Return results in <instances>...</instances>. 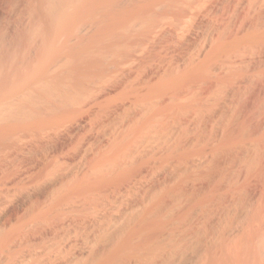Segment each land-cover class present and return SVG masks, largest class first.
<instances>
[{"label":"bare ground","instance_id":"1","mask_svg":"<svg viewBox=\"0 0 264 264\" xmlns=\"http://www.w3.org/2000/svg\"><path fill=\"white\" fill-rule=\"evenodd\" d=\"M196 2L200 1L0 0V172L27 152L29 156L38 144L40 149L47 144V149L49 144L55 149L63 142L57 125L68 116L72 97L66 77L72 61L81 59L89 68L100 62L103 70L92 67L90 76L103 79L106 68L118 67L112 66L120 62L116 55L125 56L122 49L130 44L148 40L152 47L142 44L164 52L175 42L179 54L174 53L189 57L187 62L172 54L188 66L182 70L180 64H171L179 62L176 58L169 59L175 66L171 71L167 64L172 57L166 50L168 63L163 64L169 69L160 68L162 63L158 67L172 72L173 78L165 83L170 92L156 98L158 93L150 89L138 97L140 109L128 124L134 127L129 141L122 139V154L116 150L109 155L113 159L104 158L108 165L104 160L95 163L107 168L92 167L93 172L88 170L94 177L87 172L78 182L74 175L77 183L71 179L75 185L68 181L72 185L67 187L63 182L65 191L59 186L55 191L61 194L52 199L48 194L49 204L28 199L29 212H16L27 216L28 225L44 226L36 230L25 224L29 229L22 228L16 238L0 235V264H264V0H205L204 8ZM190 15L197 22L186 42L182 40L187 35L181 39L173 25ZM146 16L151 24L138 19ZM168 17L179 23L166 22ZM130 18L135 25L131 22L129 27ZM116 22L127 32L113 33L121 39L114 48L122 49L115 51L111 34ZM205 25L209 33L204 36ZM173 33L186 43L176 48L180 41L171 39ZM191 40L196 48V41L201 46L197 50L193 45L197 51L190 54L191 47L182 48ZM101 53L104 58L109 54L110 60L100 61ZM132 70L124 71L133 77L138 72L128 74ZM124 71L120 76L127 77ZM96 95L87 99L89 109L100 97ZM54 127L58 132L52 134ZM102 169L106 171L100 173ZM31 227L34 230L28 232Z\"/></svg>","mask_w":264,"mask_h":264},{"label":"rangeland","instance_id":"2","mask_svg":"<svg viewBox=\"0 0 264 264\" xmlns=\"http://www.w3.org/2000/svg\"><path fill=\"white\" fill-rule=\"evenodd\" d=\"M195 1V0H194ZM197 1H200L201 2V5H202V1H205V0H197ZM206 1H208L209 3L211 2V0H206ZM199 2V3H200ZM196 3H198V2H196ZM198 3V4H199ZM204 4H205V2H204ZM206 4H208V3H206ZM203 6V5H202ZM205 6V5H204ZM204 6H203V8H204ZM2 10L0 9V12H1ZM193 15V14H192ZM192 15H190V16H188V17H185L184 18V20L183 21H181L182 23H180L179 25L176 23V22H178L177 20H175V18L174 17H168L167 19H165L166 20V22L168 21H170L171 23H176L177 25H173V27L174 26H177V28H178V26H179V29H177V28H174V29H176L177 31H179L178 32V34H180L179 36H180V38L181 39H183L184 38V35L186 36V38H184L182 41H186V39L187 38H190V34H191V32H192V30L194 29V27L196 26V22H197V17H194V16H192ZM147 17V18H146ZM146 17H140V18H138V17H132V19L133 20H135L136 22L138 21V20H136V18H138V19H140V21H142L144 18L145 19H147L148 21H149V23L150 22H153V20H152V18H149L150 16H146ZM151 17H153V16H151ZM143 18V19H142ZM131 19V18H130ZM129 20L128 19V22H129V24H128V26L130 27V23L131 22H133V20ZM153 19H156L157 20V17L155 16V17H153ZM146 20V21H147ZM152 20V21H151ZM148 21L146 22L147 24H146V26L145 27H148L147 25H148ZM143 22H144V20H143ZM143 22H137L138 24L139 23H143ZM136 23V25H138ZM179 23V22H178ZM135 25V23L133 22L132 23V25ZM151 24V23H150ZM149 24V25H150ZM182 24V25H181ZM117 27H116V26ZM120 25H122V23L121 24H119V22L117 23L116 22V24H114L113 25V27H115V28H117V29H115V31L116 32H114V31H112V34H111V37L113 38V43H114V45H112V47L114 48V46L118 43L119 45H120V43H119V41L121 40V39H119V36H118V41L116 40V36L117 35H121V31H122V35H123V33H125V31L127 32V30L125 29V30H123L124 29V25L123 26H120ZM131 25V26H132ZM142 25H145V24H142ZM181 25V26H180ZM139 27H141V25L139 26ZM181 27V28H180ZM120 29H121V31H120ZM143 29H145V28H142V29H139L138 28V30H143ZM112 30H114V28L112 29ZM119 31V32H118ZM201 31H202V33H203V35L205 36V35H207L208 33H209V27L208 26H203L202 27V29H201ZM118 32V33H117ZM113 33H116L117 35H114ZM128 33H130V32H128ZM177 33V32H176ZM176 33H175V36H174V33H173V37L171 38V39H174V41H176V43H177V41L179 40L180 41V38L179 37H176ZM177 34V35H178ZM112 35H114V36H112ZM121 35V36H122ZM182 35V36H181ZM120 36V37H121ZM116 37V38H115ZM202 38L203 37H201L200 39H199V41L200 40H202ZM170 39V40H171ZM204 39V38H203ZM112 40V39H111ZM114 40H116L117 42H115ZM169 40V41H170ZM148 41V40H147ZM147 41H144V42H138V43H135V44H130V46H129V48H133L134 49V47L135 48H137V50L136 49H134V51H133V49H132V51H129L130 49L128 48L127 50L123 47V49H122V51L123 50H125V52L126 53H128V55L125 53V52H122V53H125V56H127V58H125L124 59V54L122 55H116V57H117V59H118V57H120V58H122V59H118V61H120V62H114L113 60V67L116 65L115 63H118V67L117 66H115V67H117V68H113L112 66V68L113 69H115V70H109L108 68H106L107 69V71L109 72H106V74H105V76H104V78L102 79V77H97L99 80H101V81H98V79H96V77H92L91 78V68L93 67V65H91L90 67L91 68H89V67H86V66H88V65H86V64H88V63H86L85 61H83V62H85L86 64V66L84 65V63H81L80 61H82L81 59H76L75 61H79V63H78V61H77V63H75L74 61H72V64H69V65H71L70 67H69V65H68V67H69V77H66V80H67V84L69 85V86H67L68 88H67V92H69L68 94L70 95H68L69 97H72L71 99L69 98V101L71 100L72 101V99H73V105L71 104V102H70V104L72 105H69V101H68V113L66 112V114L65 115H68L67 117L66 116H64V117H66V118H63L61 121H62V123H61V121L60 122H58V125H57V128L59 129H56L55 127V129H51L50 130V132L52 133V134H54V132H60L61 134V136H62V138L64 139H62V143H60L58 146H53V147H55V149L54 148H52V144H49V148L47 149L46 148V146L48 145H46L45 147H43L42 145H41V149H40V145H39V148H38V145H37V147H36V149L34 150V149H32L33 151H35L34 153H33V151L31 150V156L29 155L28 156V152L26 153V154H24V156H23V158L21 157V156H19V157H21L20 159L18 158L17 159V161H14L12 164H10V163H8V164H10V165H8L7 164V166H4L3 168L5 169H1V172H0V179H1V181L2 182H0V184L2 183V184H4V185H0V192H3L4 193V191L8 188V190L9 191H5V193H4V195H2V193H0L1 194V196H0V229L1 230H3L2 232H1V230H0V235L1 236H9L10 238H16V237H19V235L20 234H22L23 232L21 231L22 230V228L24 229H29L28 227L26 228V225L27 226H29V225H31V224H29L28 225V223H27V220H28V218H27V216H26V218H22V216L24 215V214H18V216H16V214L17 213H20V212H17V211H21V213H23V211H24V213H25V211H27L28 210V212H29V209H30V207L32 208V206H30L31 204H29V202L31 201H34L36 198L37 199H39V200H35L36 202L37 201H40V199H41V202L43 203H47L50 199H52V196L56 193H60L61 194V191L60 192H56V191H59V190H61L60 189V187L63 189V187H66V185H67V187L68 186H70V185H72V184H74L75 185V183H77L78 182V176H79V178L81 179V178H83L84 176H86L87 175V172H89V173H91V176H90V174H89V177H94V173L92 174V170L93 169H91L92 167H97V166H99V164L100 163H104L105 162V160L108 158V157H111V156H109V155H111V153L114 155V154H116V150H117V153H118V151L121 149V147H120V145H123L122 144V142L124 143H126V141L125 140H123L122 141V139H124V138H127V141H129V139L128 138H131L130 136L132 135L131 134V132H133V125H131V123L133 124V120H134V118L132 119L131 117H135L136 118V115H135V113H134V111L136 112V111H138L140 108V103L139 102H141L140 100H139V102H138V97H142V95L143 94H147L148 93V91L151 89V93L153 92V91H156V92H154V95L156 94V93H158V95H155L156 96V98L158 97L159 98V96H161V95H163L164 93H167V92H170V90L169 89H167L166 87H165V83L169 80H171V78H173L172 76V68L174 69L175 68V66L174 67H172L171 65H170V61L171 60H174V61H176L175 60V58L176 57H178V55H176L177 53L179 54V52L177 51V50H175V45H174V43H171V44H169L170 46L172 45L173 47V50H172V48L169 46V48H166L165 46V44H167V46H168V43H165L164 45L165 46H163L162 48H164L163 50H164V52H161L160 50H159V48L156 50V48L152 51L150 48L148 49L147 48V46L148 47H152V46H149V45H152V44H150L149 42H147ZM178 41V42H179ZM182 41H180V44H176V48H178L180 45H182L183 43H186V42H182ZM173 42V41H172ZM182 42V43H181ZM193 41L191 40L190 42H189V44H187L188 46H186V47H184V48H182V49H184V50H186V49H189L188 47H191L190 49H189V53L191 54V51L193 52V50H195V51H197L198 50V48L202 45V43H203V41L201 42V45L198 43V41H196L195 42V44L197 45V48H196V46L194 45V42H193V44H191ZM139 43L140 44H142V43H145L146 45H144V44H142V46L141 45H139ZM136 44H138V45H136ZM118 45V48H116V50H118L119 49V46ZM122 43H121V47H122ZM178 45V46H177ZM191 45V46H190ZM194 45V47L197 49H194L192 46ZM198 45H200V46H198ZM125 47H126V45H124ZM141 46V47H140ZM146 46V47H145ZM117 47V46H116ZM142 50V51H138V50H140V49ZM147 48V49H146ZM162 48L160 47V49L162 50ZM193 48V49H192ZM121 49H119V50H121ZM144 49H145V52H144ZM180 49V48H179ZM178 49V50H179ZM192 49V50H191ZM114 50H115V48H114ZM115 50V51H116ZM147 50V51H146ZM152 52H151V51ZM169 51L171 54H169L168 56H171L172 58H173V55L172 54H174L175 56V58H168V57H166L167 56V53H169V52H167V51ZM174 50L175 51H177V53L175 52L174 53ZM184 50H182L183 52H184ZM104 51H106L105 49L102 51V52H104ZM150 51V52H149ZM187 51V50H186ZM194 51V52H195ZM112 53H114V51H113V49H112V51H111ZM109 53L108 55L109 56H112L111 54L112 53ZM119 52H121V51H118V53ZM131 52V53H130ZM133 52V53H132ZM138 52H140L139 53V56H137L138 55ZM141 52H143L144 53V55H142V56H145V54H146V56L143 58V59H145V62H144V60L142 59V56H141V58H138V57H140V54H141ZM167 52V53H166ZM117 53V52H116ZM137 53V54H136ZM142 53V54H143ZM148 53H150L149 55H148ZM163 53V54H162ZM189 53H188V55H187V53L186 52H184V54H186L187 56H184V57H188L189 56ZM102 54L103 53H101V56L100 55H98V58L100 59V61H102V60H104V59H106V60H108L109 59V56L105 53V58H104V54H103V56H102ZM115 54V53H114ZM113 54V55H114ZM133 54H135V55H133ZM130 55V56H129ZM162 57H161V56ZM108 56V57H107ZM115 56V55H114ZM114 56H112L110 59H113V57ZM122 56V57H121ZM124 56V57H123ZM132 56V57H131ZM164 57V59H165V57H166V60H164V59H162ZM101 58H103V59H101ZM167 58H168V61H169V59H171L170 61H169V63L167 62ZM179 58V57H178ZM176 58L178 61H179V59L180 60H182V59H186V58ZM189 58V57H188ZM188 58L186 59L187 60V62H189V60H188ZM109 59V60H110ZM117 59H115V57H114V60H117ZM135 59L136 60H138L139 59V62H140V60H142V62H140L141 64H139V62L137 63H135ZM127 60V61H126ZM134 60V61H133ZM164 60V61H163ZM183 60V61H184ZM132 61L134 62V64L135 65H133V63H132ZM167 62L168 64L167 65H169V66H167V65H165V64H163L164 62ZM76 64V66H75V64ZM121 62H123V63H121ZM126 63V65H125V63ZM180 62V63H179ZM179 62H177L176 61V63H173V61H172V63L171 64H177L178 63V65L176 66V67H178L179 66V64L181 65L182 63H181V61H179ZM71 63V62H70ZM128 63V64H127ZM129 63H132L131 65H129ZM144 63V64H143ZM159 63H162L163 65H160V68L162 67H164L165 68V70H167L168 71V69L169 68H171V71L169 72V73H171V74H167V72L165 71V70H163V69H160L159 67H158V64ZM184 63H185V61H184ZM83 64V65H82ZM107 64H108V62H107ZM115 64V65H114ZM120 64H123V65H120ZM137 64H139L140 66L138 67V68H136L138 65ZM189 64V63H188ZM100 65V62H99V64H98V66ZM186 65H187V63H185V65H183V66H185L186 67ZM95 66V65H94ZM96 66L95 68L93 67V69H99L101 66ZM131 66H135V68L134 67H131ZM156 66V67H155ZM182 66V65H181ZM183 66L180 68V69H182L183 70ZM188 66V65H187ZM98 67V68H97ZM108 67H109V64H108ZM111 67H109V68H111ZM161 70V72L159 71V69ZM166 67H169L168 69H166ZM71 68V69H70ZM86 68L89 70V72H88V70H86ZM122 68V69H121ZM124 68V69H123ZM127 68H130L131 70H132V72H130V73H128V74H130L131 75V73H133V72H135L136 71V69H137V72L140 74H138V73H136V75L134 74V76L133 77H131V76H129V75H127V70L128 71H130V69H127ZM144 68V69H143ZM100 69H102L103 70V68L101 67ZM158 69V70H157ZM179 69V70H180ZM117 70V71H116ZM124 71V70H126V72H125V74L127 75V77L125 76V77H123L122 75L120 76V71ZM135 70V71H134ZM177 70V69H176ZM176 70H174V71H176ZM179 70H177L176 71V73L179 71ZM92 71H94V70H92ZM96 71V70H95ZM142 71V72H141ZM163 71H165V73L163 72ZM86 72H87V74L90 76H88L87 74H86ZM91 72V73H90ZM119 72V73H118ZM111 73V74H110ZM123 72H121V74H122ZM145 73V74H144ZM124 74V75H125ZM142 74H143V77H142ZM158 74V75H157ZM162 74V75H161ZM163 74H165V75H163ZM167 74V75H166ZM106 75H107V77H106ZM108 75H111V76H108ZM133 75V74H132ZM147 75V76H146ZM160 75V76H159ZM87 76V77H86ZM115 76H118V77H116V78H114L113 79V77H115ZM120 76V77H119ZM139 76V77H138ZM159 76V77H158ZM163 76V77H162ZM91 78V79H90ZM95 78V79H94ZM90 81H89V80ZM106 79V80H105ZM116 79V80H115ZM95 80H97V81H95ZM105 80V81H104ZM141 80V81H140ZM103 81V82H102ZM107 81V82H106ZM109 81L111 82V83H109ZM115 81V82H114ZM139 81V82H138ZM148 81V82H147ZM163 81V82H162ZM92 82V83H91ZM96 82V84H94ZM100 82V83H99ZM142 83V84H141ZM107 84H108V86H107ZM116 84V85H115ZM156 84V85H155ZM163 84V86L164 87H162L161 85ZM106 85V86H105ZM149 85V86H148ZM160 85V86H159ZM140 87V88H139ZM151 87V88H150ZM99 88V89H98ZM137 88V89H136ZM143 88V89H142ZM135 89V90H134ZM167 89V90H166ZM90 92H89V91ZM98 92H97V91ZM101 90V91H100ZM166 91V92H165ZM91 93L90 94V96L88 95V93ZM93 92V93H92ZM132 92V93H131ZM74 96V98L76 99H74L73 98V96H71V94ZM99 93V94H98ZM151 93H149L148 94V96L150 95L151 97H153L152 95H151ZM163 93V94H162ZM76 94V95H75ZM94 94H97V95H99L100 97L98 98L97 97V99L94 101V103H93V106H92V108L91 109H89V107L90 106H87L88 104H87V102H89L88 100H89V97H91V95H94ZM153 94V93H152ZM96 95V96H97ZM135 95L137 96V97H135ZM165 97H168V94L167 95H164ZM145 97V96H144ZM143 97V98H144ZM81 98V99H80ZM93 98H94V96H93ZM93 98H91L92 100H94ZM149 98V97H148ZM67 99H68V97H67ZM88 99V100H87ZM90 99V100H91ZM99 99V100H98ZM140 99H142V98H140ZM137 100V101H136ZM75 101H77L76 103H75ZM87 101V102H86ZM99 101V102H98ZM84 102V103H83ZM91 102V101H90ZM98 102V103H97ZM138 102V103H137ZM82 105H81V104ZM86 103V104H85ZM85 104V105H84ZM95 104V105H94ZM69 106H70V108H69ZM139 106V107H138ZM71 107H75L74 109L73 108H71ZM135 107V108H134ZM78 108H80V109H78ZM82 108V109H81ZM127 110H126V109ZM132 109H133V111H132ZM81 110V111H80ZM124 110H126V111H124ZM128 110H131V111H129V112H127ZM70 112V113H69ZM131 112V113H130ZM139 112V111H138ZM138 112H136L137 114H138ZM128 113V114H127ZM127 114V115H126ZM131 114V115H130ZM133 114V115H132ZM129 115V116H128ZM129 117H130V119L132 120H130L129 119ZM80 118V119H79ZM115 119V120H114ZM122 119V120H121ZM125 120V121H124ZM76 121H79V122H76ZM113 122V123H112ZM121 122H123V123H121ZM129 122H131L130 123V125H128L129 124ZM80 124V125H79ZM75 125V126H74ZM68 126V127H67ZM121 126V127H120ZM129 126V127H128ZM133 126V127H132ZM66 127V128H65ZM71 127V128H70ZM73 127V128H72ZM127 128H129L128 130H127ZM132 128V129H131ZM70 129V130H69ZM117 129V130H116ZM55 130H58V131H55ZM68 130V131H67ZM127 130V132H125V131ZM54 131V132H53ZM73 131V132H72ZM131 131V132H130ZM66 132V133H65ZM122 132V133H121ZM125 132V133H124ZM68 133V134H67ZM124 133V134H123ZM113 134V135H112ZM128 136V134L130 135V136H128V137H126V135ZM56 135H59V133H57ZM125 136V137H124ZM124 137V138H123ZM121 140V141H120ZM121 142V144H120V142ZM119 144V145H118ZM62 145V146H61ZM120 148H119V147ZM58 147H61L60 149L58 148ZM123 148L124 147H126L125 146V144L122 146ZM33 148H35V146L33 147ZM45 148V149H44ZM122 148V149H123ZM47 149V150H46ZM45 150V151H44ZM112 150L114 151V152H112ZM125 150V149H124ZM58 152V154L56 153V152ZM120 151H122V150H120ZM120 151H119V154H122V153H120ZM61 152V154H59ZM124 152V151H123ZM127 152V151H126ZM32 154H34L33 156H32ZM119 154H117L116 156H118ZM123 154H126V153H123ZM25 156H27V158L25 157ZM25 157V158H24ZM107 157V158H106ZM115 157V156H114ZM59 158V159H58ZM100 158H101V160H100ZM104 158H105V160H104ZM112 159H113V156L111 157ZM111 158H109V159H111ZM109 159L107 160V162L109 161ZM58 160V161H57ZM100 160V161H99ZM102 160H104V162L102 161ZM100 162V163H99ZM95 163H99L97 166H95L96 164ZM105 164H107L106 162H105ZM105 164H102V167L101 168H103V167H105L106 165ZM105 165V166H104ZM108 165V164H107ZM101 166V165H100ZM66 168V169H65ZM97 168H99V169H101L100 167H97ZM106 168H107V166H106ZM60 169V170H59ZM66 171H65V170ZM90 171H92V172H90ZM99 169H97V170H99ZM104 169V168H103ZM103 169L101 170V172L100 173H102V171H103ZM2 170H4V171H2ZM64 170V171H63ZM69 170V171H68ZM87 170V171H86ZM55 171H57V172H55ZM74 173H72V172ZM104 171H106V170H104ZM103 171V172H104ZM54 172V173H53ZM63 172H65V173H63ZM68 172V174H66ZM85 172V173H84ZM54 175H53V174ZM70 173V174H69ZM62 174H64L63 175V177L60 179L59 177H61V175ZM65 174H66V177H65ZM84 174V175H83ZM56 175V176H55ZM58 175H59V177H58ZM67 175H69V176H67ZM77 177H75V176ZM98 175H100V174H98ZM2 177H3V179H2ZM65 177V178H64ZM73 177V178H72ZM64 178V179H63ZM75 178H76V180H77V182H76V180H75ZM48 179V180H47ZM71 179H73V180H75L74 182L75 183H73V181L71 180ZM47 180V181H46ZM4 181V182H3ZM5 181H6V183H5ZM61 181V182H60ZM69 181V182H68ZM72 181V182H71ZM46 182V183H45ZM63 182H64V184H66V182H68V183H72V184H66V185H64L63 186ZM53 184H55V185H53ZM40 185V186H39ZM60 186V187H59ZM7 187V188H6ZM56 187V188H55ZM59 187V188H58ZM5 188V189H4ZM55 188V189H54ZM27 189V190H26ZM45 189V190H44ZM54 189V190H53ZM59 189V190H58ZM67 189V188H66ZM3 190V191H2ZM40 190V191H39ZM56 190V191H55ZM24 191V192H23ZM38 191V192H37ZM55 191V192H54ZM63 191H65L64 189L62 190V192ZM10 192V193H9ZM22 192V193H21ZM54 192V193H53ZM15 193H17V194H15ZM19 193V194H18ZM25 193V194H24ZM27 193H29V194H27ZM44 193V194H43ZM12 194V195H11ZM13 194H15V196L13 197ZM41 194V195H40ZM48 194L49 195H51L50 197V199L48 198L49 196H48ZM9 195V196H8ZM23 195H25L26 196V199H25V196H23ZM28 195V196H27ZM43 195H44V197H43ZM47 195V196H46ZM41 196V197H40ZM46 196V197H45ZM55 196V195H54ZM54 196H53V198H54ZM21 197V198H20ZM34 198V199H33ZM45 198H46V200H45ZM13 199V200H12ZM19 201H18V200ZM30 201H29V200ZM26 200V201H25ZM44 200V201H43ZM18 203H17V202ZM34 201V202H35ZM51 201V200H50ZM50 201L47 203V204H49L50 203ZM41 202H37L36 204L37 205H39V203H41ZM16 203V204H15ZM41 203V204H42ZM44 203L42 204V206H45L46 205V203H45V205H44ZM26 204H29V206L28 205H26ZM41 204H40V206H41ZM15 205V206H14ZM17 205V206H16ZM26 205V206H25ZM37 205H35V206H37ZM19 206V207H18ZM33 206H34V204H33ZM25 207V208H24ZM29 207V209H27V208ZM19 208V209H18ZM24 208V209H23ZM16 209V211H14ZM27 209V210H26ZM13 211H14V213H15V216L16 217H18V218H16L15 216H14V214H13ZM12 212V213H11ZM17 212V213H16ZM10 213H11V215H10ZM12 215H13V217H14V220L13 221H11L12 219H13V217H12ZM25 215H27V212H26V214ZM8 216V217H7ZM9 216L10 217H12V219L11 218H9ZM20 216H21V218H22V220L20 219ZM9 218V220H7ZM11 219V220H10ZM16 219V220H15ZM19 219V220H18ZM16 223H15V222ZM26 221V222H25ZM7 222V223H6ZM10 222H13V223H10ZM22 223V224H21ZM24 223V224H23ZM44 223V222H43ZM43 223H41L43 226H44V224ZM26 224V225H25ZM40 224V225H41ZM47 223L45 222V225H46ZM11 225V226H10ZM13 225V226H12ZM24 225V226H23ZM40 225L38 226V224L36 225V226H32V227H34V229H35V227H36V230H38L39 228H41V227H43V226H41L40 227ZM6 226V227H5ZM9 226V227H8ZM6 228V229H4V228ZM15 227V228H14ZM30 228L31 230H29L28 232H31L32 230H34L33 228ZM37 227H38V229H37ZM6 232H5V231ZM12 230H14V231H12ZM26 230H25V232H26ZM3 232H4V234H3ZM14 232V233H13ZM10 233V234H9ZM19 234V235H16V234ZM19 247H17L15 250H19L18 249Z\"/></svg>","mask_w":264,"mask_h":264}]
</instances>
